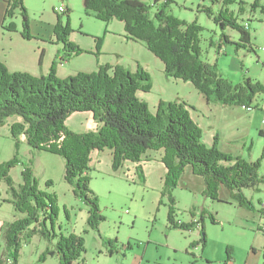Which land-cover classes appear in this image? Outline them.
<instances>
[{
    "label": "trees",
    "instance_id": "1",
    "mask_svg": "<svg viewBox=\"0 0 264 264\" xmlns=\"http://www.w3.org/2000/svg\"><path fill=\"white\" fill-rule=\"evenodd\" d=\"M220 4L219 11L211 7L204 10L213 16L222 30V41L215 43L216 52H226L225 44L230 43L238 51L252 47L249 25L238 18L246 11L244 0H211ZM86 14L110 23L116 19L123 22L127 37L142 43L164 64L163 73L168 78L191 82L208 101L222 105L251 106L257 96H264V83L247 77L243 82L233 83L220 72L217 62L202 58V31L197 20L187 22L170 12L173 0H84ZM238 3L236 14L230 4ZM7 29H16L13 18L17 11L22 16L21 36L34 38L30 29V16L25 0H7ZM251 11L260 10L264 15V0H254ZM70 8L57 13L54 26L56 43L62 49L56 52L48 73L39 76L27 71H12L0 56V125L7 119L18 116L22 121L14 122L9 131L16 147L21 136L32 149L58 154L65 163V180L72 186L73 194L87 206L88 227L98 230L105 216L99 208V199L90 185V160L94 150H109L112 153V168L121 169L125 162L139 163L149 152H159L161 162L167 172L162 196L168 194L170 205L167 211L168 229H201L202 242L205 243L204 210L200 218L191 221L179 219L176 199L171 192L178 184L185 170L192 171L203 180V195L211 200H221L220 189L225 188L230 198L240 207L254 208L251 197L245 189L261 190L264 173L260 172L261 158L246 160L219 149L218 138L213 145L203 141V129L194 118L191 105L183 100L161 99L156 110L152 111L146 99L139 92H150L154 85L152 74L141 64L132 69L123 64L108 62L94 72H76L62 78L57 73L60 63L74 55L89 52L70 39L72 28L69 17ZM230 27L239 32V41L231 39L225 29ZM100 48L102 39L95 38ZM1 50V47H0ZM42 54L40 56V59ZM255 106H258L257 103ZM91 111L98 123L95 130L75 132L66 121L74 112ZM16 155L0 163V180L8 184L11 194L9 201L23 214L20 218L7 222L0 233L5 248L0 264H17L23 244L31 243L35 235L44 238L48 246L40 255L45 260L48 255H56L59 264H75L85 261V233L62 231L58 224L60 218L59 198L54 191L44 190L29 165L25 166L22 182L16 186L9 172L19 162ZM143 176L142 167H137ZM52 180L46 181L51 187ZM162 203V200L160 201ZM66 215L70 217L64 206ZM213 223L217 218L210 214ZM264 232V228L262 229ZM107 253L113 255L123 247L129 250L132 243H120L117 236L103 238ZM226 264L232 260V250H226Z\"/></svg>",
    "mask_w": 264,
    "mask_h": 264
},
{
    "label": "rangeland",
    "instance_id": "2",
    "mask_svg": "<svg viewBox=\"0 0 264 264\" xmlns=\"http://www.w3.org/2000/svg\"><path fill=\"white\" fill-rule=\"evenodd\" d=\"M83 1L28 0L29 5L25 4L33 18H39L44 14L49 20L55 19L57 13H61L55 12L57 6L64 5L65 8H70L69 17L72 28L70 39L89 52L74 55L60 64L57 67L59 76L64 78L76 72H94L98 65H102L103 57H109L111 51H120L125 58H130L133 54L141 64L149 68L147 71L153 76L154 88L147 93L139 92L140 97L146 99L152 111L158 100V94L166 93L171 100L180 96L181 100L190 104L193 107L190 109L191 113L195 117L205 112L207 106L205 97L191 82L165 76L163 62L143 44H139L140 42L120 43L118 34L109 33V30L117 33V29L109 27L106 22L97 19L92 14H86ZM173 1L170 7L172 14L187 22L197 20L203 25L201 46L204 60L217 62L220 73L233 83L243 82L247 77L264 83V48L262 49L264 47V15L259 9L251 11L250 4L254 0H244L246 11L238 15L240 20L250 26L254 49L242 47L237 51L234 45L227 43L224 46L226 52L219 54L216 52L215 44L211 45V41L214 40L216 44L221 42L222 30L213 16H210L204 9L211 7L213 12L217 13L220 4H213L211 0ZM230 8L236 14L239 12L238 3L230 4ZM61 15L66 19L65 14L61 13ZM16 19H22L18 11ZM225 32L232 40L239 41V32L230 27H227ZM95 38L102 39L100 48L106 53L98 54L100 48L97 47ZM90 48L94 52H91ZM60 49H62L61 43L48 45L44 53L45 66L53 62L56 52ZM28 50L30 56L33 58L37 56L39 50L36 41L28 43ZM263 102L264 96H257L250 110L244 105H232L231 107L213 103L219 113H223V117L230 115L232 109L249 114L245 126L246 131L242 137H236L239 139V144H236L231 152L250 161L261 158L260 172L262 174L264 173V137L260 135V131L262 129L264 131V108L261 107ZM256 103L258 106H255ZM18 121L22 119L13 116L7 119L5 125H0V163L18 155L19 162L9 172L14 184L18 186L22 182L21 172L25 166L29 165L43 189L54 191L58 195L60 203L58 224L62 226V231L84 233L87 229L84 235L85 261L81 259L75 264H138L141 260L142 264H226L228 247L232 250V260L227 264H264V232L262 231L264 228V185L261 186L260 191L244 190L247 196L252 198L255 206L244 208L229 197L225 188L220 189L219 197L223 198L221 200H211L210 197L204 196L202 194L204 184L201 177L188 167L189 169L185 170L183 176L179 177L178 184L171 193L176 199L175 205L179 219L183 221L199 219L204 210L203 227L206 239L203 243L200 228L192 230L167 228V211L170 201L168 194L164 196L161 194L166 177L165 170L163 172L147 164L146 176L143 179L137 167L136 170L134 168L129 171L133 163L127 161L121 169L114 170L112 168L113 158L108 154L109 150H97L90 160V185L98 196L99 208L106 219L101 221L98 230H94L89 228L86 222L88 217L86 204L74 196L72 186L64 178L65 163L62 157L44 150L32 149L26 143L24 135L21 136L22 141L16 147L9 126ZM66 124L75 132L95 130L98 125L91 111L72 113ZM203 128V140L207 144L213 142L214 137L219 139V134L222 132L225 133L220 130L219 134H215V128L213 133H207L208 129L205 125ZM160 165L162 166L161 163ZM47 180L53 181L51 187L46 186ZM8 187L4 180H0V233L7 222L23 216L9 201L11 194ZM161 200L162 203H160ZM64 206L68 209L70 217L66 215ZM209 213L217 218L218 223L212 222ZM115 236L120 243L130 242L133 247L129 250L123 247L118 253L109 255L102 237L114 238ZM47 246L48 243L44 238L35 235L31 243L23 244L17 264H59V258L56 255H48L45 260L40 259V255ZM4 248L5 242L0 234V258Z\"/></svg>",
    "mask_w": 264,
    "mask_h": 264
},
{
    "label": "crops",
    "instance_id": "3",
    "mask_svg": "<svg viewBox=\"0 0 264 264\" xmlns=\"http://www.w3.org/2000/svg\"><path fill=\"white\" fill-rule=\"evenodd\" d=\"M27 1L25 0V4L29 5ZM7 5H8L7 0H0V47H1L0 56H1L2 61L5 62L6 66L12 71L14 70L27 71L36 76L48 73L49 68L51 67L52 63L49 64L48 66L44 65V53L46 49L48 48V45H58L54 37L55 36L54 26L57 21V17H55V19L53 20L52 19L49 20L44 14H42L39 18H33L32 15L28 11L30 20H31L30 29L34 35V38L25 39L21 36L22 34L20 30L22 26V23H21L22 19L17 20L16 16L13 18V21L16 24V29L11 30L5 27L6 25V21H5L6 6ZM27 9L29 10L28 7ZM115 20L116 19L112 20L110 23H107V24L109 25V27H113L114 29H117L118 32L116 33L114 32V30H109V33L118 34L119 36L118 39L120 40V43H123V42L124 43H129V42L139 43V41L132 40L127 37L122 21H115ZM30 41H36V44L39 50L37 56L34 58L33 56L29 55L28 43ZM139 44H142V43H139ZM140 46H143V45H140ZM90 49H91L90 51L92 52L93 49L92 48ZM100 52L106 53L105 51H101V48L100 50H98V54H100ZM41 54H42V57L40 59ZM109 54H110L109 57H103L104 61L101 64H105L107 62L112 65L123 64L124 66H128L132 69H136L137 65L141 64L140 60L133 54L131 55L130 58L123 57V53H121L120 51H117V52L111 51V53ZM141 65L144 66L146 69H149L148 67L145 66V64H141ZM99 66L100 65H98V68ZM98 68H96V70ZM57 73H58V69H57ZM154 85H155V82H154ZM154 85H152V88H154ZM161 99L171 100V98L167 97L166 93L158 94V100L153 106V111L156 110V106ZM174 100H181L180 96L177 98H174ZM205 100H206L205 103L207 105L205 107L206 113L203 111L200 114V116L198 114V117H195L193 115L194 118L197 120V122L200 124L203 130H204L203 126L204 125L206 126V128L208 129L207 133H213L214 128H215V134L217 133L219 134L220 130L224 131L225 133L222 132L223 134L222 133L219 134V139H218L219 149L233 154V152L231 151H233L234 146H236V144L237 145L239 144V139H236V137L239 136L240 138L242 137V134L245 133L246 131L245 126H246L247 118H249L248 116L249 114H247L246 112L245 113L240 112L238 109H232L233 111L229 113L230 115L228 116L224 115L223 117V113H219V110H217V108L215 107V104H213L214 103L213 101H208L206 98ZM235 107H238V106H235ZM261 107L264 108V102L261 104ZM196 112H198L197 109H196ZM214 113H215V117H214ZM263 122H264V119H263ZM263 134H264V131L262 129L260 131V135L263 136ZM212 141L214 140L212 139ZM207 145H213V142H210ZM96 151L97 150H94L93 153ZM108 154L112 156L111 151H109ZM234 155H237V154H234ZM146 156L148 158H145ZM146 156H144L142 161H140L139 163L131 162L133 164H131V166L129 167V171H132L134 168L136 170V167L138 166L142 167L143 173H144L142 178L144 179L146 176L145 167L147 164H150L151 166L155 168H159V170H163V172L165 170V173H166L167 169L165 165L161 162V154L159 152L149 151L146 154ZM160 163L162 164V166L160 165ZM196 219L197 218H195L194 220ZM142 263H143L142 260L138 262V264H142Z\"/></svg>",
    "mask_w": 264,
    "mask_h": 264
},
{
    "label": "built area",
    "instance_id": "4",
    "mask_svg": "<svg viewBox=\"0 0 264 264\" xmlns=\"http://www.w3.org/2000/svg\"><path fill=\"white\" fill-rule=\"evenodd\" d=\"M55 11L56 12H62V11H65V7H64V5H60V6H57L56 8H55ZM264 47H262V49H263ZM244 107H246V106H244ZM246 108H249V110L251 109V106H247ZM263 136H264V134H263Z\"/></svg>",
    "mask_w": 264,
    "mask_h": 264
}]
</instances>
